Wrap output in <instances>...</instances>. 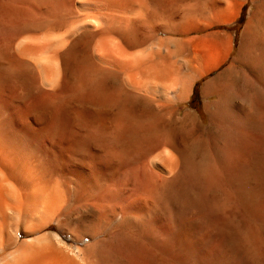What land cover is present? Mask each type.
Wrapping results in <instances>:
<instances>
[{
  "label": "bare ground",
  "instance_id": "1",
  "mask_svg": "<svg viewBox=\"0 0 264 264\" xmlns=\"http://www.w3.org/2000/svg\"><path fill=\"white\" fill-rule=\"evenodd\" d=\"M181 5L0 0V264H264V15L203 116L230 49L154 35L230 19Z\"/></svg>",
  "mask_w": 264,
  "mask_h": 264
},
{
  "label": "rangeland",
  "instance_id": "2",
  "mask_svg": "<svg viewBox=\"0 0 264 264\" xmlns=\"http://www.w3.org/2000/svg\"><path fill=\"white\" fill-rule=\"evenodd\" d=\"M199 1L198 0H181V4H182L181 6H183V11H185L188 14L195 15V17L199 20L207 19V20L220 21V20L230 19L229 20L230 22L227 21L226 23H224V25H220L218 23V25H215L214 27L208 30L202 31L200 33H190L184 36L172 35L169 29L162 27L160 30L156 31L154 35V39L157 37V40L155 41L165 42L166 39L172 40L174 38H184V39L194 38L198 42V45H199L198 48L202 49V52L205 50V52H203V55L206 56V60L209 63L213 62L214 59L217 57V55H224L226 54L227 49L228 48L230 49L227 59L221 65H219L216 69L212 70L206 76V78L200 81L199 84L195 85L193 92L190 95L188 105H182L181 107L183 110H192V111L196 110L198 111L199 114H202L204 116V112H203L204 100L200 94V86L203 85L204 82L207 81V79H210L211 77L216 76L218 73L224 71V69H226L230 65L233 58L238 54L240 42H241V36H242L244 27L246 25V22L248 20L250 13L253 12L256 8H261V13L264 15V1L262 2L261 0H245L243 4L237 0H233V1L230 0V2H227L228 0H205V1L199 0ZM191 6L192 8H189ZM218 7L220 9H218ZM180 10H182V8ZM198 10L199 11L201 10V11L198 12ZM158 24L161 25V22H159ZM263 26L264 25L259 26L257 30L256 35L258 39H259V36L261 38H264V27ZM256 46H255L254 51L256 50L255 52H259L258 47L256 48ZM238 76L236 75L234 77V79L237 80V83L236 81H234V79H233L234 82L232 81L233 86L235 84H236L235 85L236 87L239 86L237 88L234 86V88L236 89L238 88L240 89V86L243 83L245 85V81L243 82L244 77H240V74H238ZM262 187L264 189V182H262ZM257 195L259 196V194ZM260 195L261 196L259 197L261 199L257 198L258 196L256 197V194H255L254 205L257 204V208H254V209L264 211V207H262V203H264V194L262 193ZM255 198H257V200ZM254 212L256 213V211ZM261 212L258 211V213H261ZM262 213L264 214V212Z\"/></svg>",
  "mask_w": 264,
  "mask_h": 264
},
{
  "label": "trees",
  "instance_id": "3",
  "mask_svg": "<svg viewBox=\"0 0 264 264\" xmlns=\"http://www.w3.org/2000/svg\"><path fill=\"white\" fill-rule=\"evenodd\" d=\"M199 84V83H198Z\"/></svg>",
  "mask_w": 264,
  "mask_h": 264
}]
</instances>
